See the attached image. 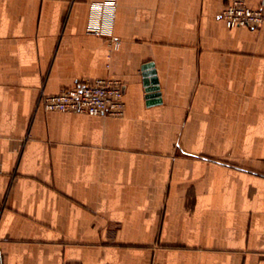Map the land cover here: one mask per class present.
<instances>
[{"label":"crops","instance_id":"crops-1","mask_svg":"<svg viewBox=\"0 0 264 264\" xmlns=\"http://www.w3.org/2000/svg\"><path fill=\"white\" fill-rule=\"evenodd\" d=\"M226 3L0 0V264H264V23ZM109 76L122 116L41 104Z\"/></svg>","mask_w":264,"mask_h":264},{"label":"built area","instance_id":"built-area-1","mask_svg":"<svg viewBox=\"0 0 264 264\" xmlns=\"http://www.w3.org/2000/svg\"><path fill=\"white\" fill-rule=\"evenodd\" d=\"M102 3L111 6L115 17L118 0H102ZM221 18L229 27L259 28L264 23V2L253 7L248 0H227ZM124 93L125 87L121 79L99 77L80 80L54 94H43L41 104L48 111L122 116L125 112Z\"/></svg>","mask_w":264,"mask_h":264},{"label":"water","instance_id":"water-1","mask_svg":"<svg viewBox=\"0 0 264 264\" xmlns=\"http://www.w3.org/2000/svg\"><path fill=\"white\" fill-rule=\"evenodd\" d=\"M144 69L146 70L144 73V84L146 85L148 103L154 104L161 102L159 79L157 77V71L154 68V64H146Z\"/></svg>","mask_w":264,"mask_h":264}]
</instances>
